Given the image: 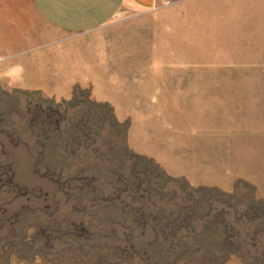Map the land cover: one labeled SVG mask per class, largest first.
<instances>
[{"label": "rangeland", "instance_id": "obj_1", "mask_svg": "<svg viewBox=\"0 0 264 264\" xmlns=\"http://www.w3.org/2000/svg\"><path fill=\"white\" fill-rule=\"evenodd\" d=\"M170 1L64 34L30 0H0V264H264V0L228 24L262 36L225 50L245 61L162 72L140 20ZM176 78L223 83L211 119L170 117L176 88L160 84ZM187 121L228 130H167Z\"/></svg>", "mask_w": 264, "mask_h": 264}, {"label": "crops", "instance_id": "obj_2", "mask_svg": "<svg viewBox=\"0 0 264 264\" xmlns=\"http://www.w3.org/2000/svg\"><path fill=\"white\" fill-rule=\"evenodd\" d=\"M258 1L174 0L172 8L155 16L142 18L140 23L144 25L143 28L145 25L149 27L147 30L144 29L150 37L149 54L153 57V62L160 64L156 69L162 72L206 70L202 65L207 63L245 61L243 58L227 55L225 50L243 48L246 44L250 46L251 42L241 43L239 40L261 39L262 36L243 30H230L228 24L244 21L242 18L245 16L244 7H248L249 16H253L250 12L253 13ZM30 2L38 16L52 29L64 34H82L103 28L120 10L145 11L161 6L165 0H30ZM198 81L182 78H176L171 82L162 81L161 86L176 88L171 90L169 97L166 96V100L172 105L173 114L170 117L189 120L199 112L200 118H212L215 101L212 88L223 83L214 84L212 79ZM182 87L189 89L181 90ZM196 87L201 89L198 91L192 89ZM180 93L186 99L183 102L179 100ZM188 102H190L188 106L181 105ZM116 117L124 118L120 114ZM186 123L184 129L173 124L167 130H228L225 127L214 128L210 123L208 126L205 124L202 128L193 129L190 127L191 123L188 121ZM162 166L168 174L186 176L190 185L214 184L210 179H194L183 169H172L166 163Z\"/></svg>", "mask_w": 264, "mask_h": 264}, {"label": "trees", "instance_id": "obj_3", "mask_svg": "<svg viewBox=\"0 0 264 264\" xmlns=\"http://www.w3.org/2000/svg\"><path fill=\"white\" fill-rule=\"evenodd\" d=\"M133 156H135L137 158H142L141 157L142 155L135 154ZM187 186H189L190 188L192 187V185H190L189 183H187ZM181 214L183 215V216H181L182 221H184V220H193L194 218H198V219L202 220V222H207V219H206L205 215L206 216L209 215V213H203V214L196 213V212H194L193 209H190V208H188L187 211H185L184 213H181ZM138 216H144V214L140 213ZM176 217L177 218H174L175 220H177L180 217V215L178 214ZM160 218H164V220L167 219V218H165V214H161ZM76 228H77V226H76V224H74L73 229H76ZM166 228H167V226H164V230L162 231L163 235H166V233H165V231H166L165 229ZM201 229L202 230H205V229L207 230V227H205V225H203L201 227ZM173 230L175 231V233L178 230L179 231L182 230V231L188 232L189 234H192V232H193L192 228H187L186 226L183 227V228L179 227V226L178 227H173ZM171 246H173V248L176 249L178 251V253L184 254V255L185 254H190V255L192 254L193 255L194 253H196V252H198L200 250L204 251V252L207 251V253L209 252V248L208 247H204V246H203V248L202 247H193L192 245H190L188 243H182L181 246H177V244L176 245H171ZM220 249H221V247H220ZM213 251H215V250H213ZM211 253H212V250H211ZM203 260H207V259L204 258ZM203 260H201L199 262V264H209L208 261H203Z\"/></svg>", "mask_w": 264, "mask_h": 264}, {"label": "built area", "instance_id": "obj_4", "mask_svg": "<svg viewBox=\"0 0 264 264\" xmlns=\"http://www.w3.org/2000/svg\"><path fill=\"white\" fill-rule=\"evenodd\" d=\"M165 4H170L171 3V1L170 0H165V2H164Z\"/></svg>", "mask_w": 264, "mask_h": 264}]
</instances>
